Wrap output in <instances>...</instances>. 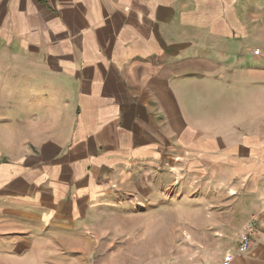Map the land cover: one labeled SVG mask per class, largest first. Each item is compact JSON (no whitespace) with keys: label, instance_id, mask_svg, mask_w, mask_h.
<instances>
[{"label":"crops","instance_id":"crops-1","mask_svg":"<svg viewBox=\"0 0 264 264\" xmlns=\"http://www.w3.org/2000/svg\"><path fill=\"white\" fill-rule=\"evenodd\" d=\"M186 169L193 264H264V0H0V264H148Z\"/></svg>","mask_w":264,"mask_h":264},{"label":"rangeland","instance_id":"rangeland-1","mask_svg":"<svg viewBox=\"0 0 264 264\" xmlns=\"http://www.w3.org/2000/svg\"><path fill=\"white\" fill-rule=\"evenodd\" d=\"M174 180V185L168 192H164L173 197L170 199L173 203L163 204L154 209L146 229H142L137 235V251L130 252L135 253L139 259L147 261L148 264H193L199 259L198 252L193 250V237L197 234L193 223L198 213L209 210L210 206H203L198 201L199 194L203 192L199 190V183L192 169L182 171V175ZM177 200L179 201L176 203ZM211 209L220 208L213 206ZM177 213L184 215L183 231L178 230L176 225ZM120 252L121 255L129 253ZM118 254V251L113 250L112 244L107 245L101 251L92 252L90 263L94 264V259L98 257L104 259L105 264H116Z\"/></svg>","mask_w":264,"mask_h":264},{"label":"built area","instance_id":"built-area-1","mask_svg":"<svg viewBox=\"0 0 264 264\" xmlns=\"http://www.w3.org/2000/svg\"><path fill=\"white\" fill-rule=\"evenodd\" d=\"M257 231V223L255 220L247 221L244 224L243 229L241 230L238 236L237 251L244 252L248 250L251 244L254 241V235ZM229 259H224L220 264H228Z\"/></svg>","mask_w":264,"mask_h":264}]
</instances>
